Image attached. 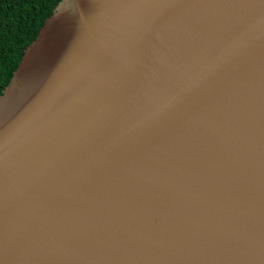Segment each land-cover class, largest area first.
Listing matches in <instances>:
<instances>
[{"label":"water","instance_id":"obj_1","mask_svg":"<svg viewBox=\"0 0 264 264\" xmlns=\"http://www.w3.org/2000/svg\"><path fill=\"white\" fill-rule=\"evenodd\" d=\"M0 264H264V0H60L0 95Z\"/></svg>","mask_w":264,"mask_h":264},{"label":"trees","instance_id":"obj_2","mask_svg":"<svg viewBox=\"0 0 264 264\" xmlns=\"http://www.w3.org/2000/svg\"><path fill=\"white\" fill-rule=\"evenodd\" d=\"M60 0H0V95Z\"/></svg>","mask_w":264,"mask_h":264}]
</instances>
